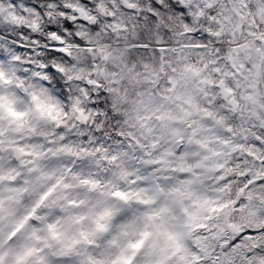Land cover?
I'll return each instance as SVG.
<instances>
[{"label": "snow or ice", "instance_id": "1", "mask_svg": "<svg viewBox=\"0 0 264 264\" xmlns=\"http://www.w3.org/2000/svg\"><path fill=\"white\" fill-rule=\"evenodd\" d=\"M0 264H264V0H0Z\"/></svg>", "mask_w": 264, "mask_h": 264}, {"label": "clouds", "instance_id": "2", "mask_svg": "<svg viewBox=\"0 0 264 264\" xmlns=\"http://www.w3.org/2000/svg\"><path fill=\"white\" fill-rule=\"evenodd\" d=\"M103 99H104V98H103V97H101V102H103ZM113 123H114V122H113ZM109 127H112V125H109Z\"/></svg>", "mask_w": 264, "mask_h": 264}]
</instances>
